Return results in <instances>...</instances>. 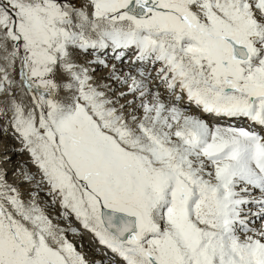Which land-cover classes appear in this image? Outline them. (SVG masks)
Instances as JSON below:
<instances>
[{"label":"snow or ice","instance_id":"1","mask_svg":"<svg viewBox=\"0 0 264 264\" xmlns=\"http://www.w3.org/2000/svg\"><path fill=\"white\" fill-rule=\"evenodd\" d=\"M0 41L34 106L13 101L11 127L61 217L123 264H264V0H0ZM109 49L132 53L115 99L74 59L108 68ZM64 231L0 175V264H88Z\"/></svg>","mask_w":264,"mask_h":264},{"label":"bare ground","instance_id":"2","mask_svg":"<svg viewBox=\"0 0 264 264\" xmlns=\"http://www.w3.org/2000/svg\"><path fill=\"white\" fill-rule=\"evenodd\" d=\"M3 52L0 53V56L2 54V58H0V69H3L4 71H0V77H3L6 72L8 74L9 79L14 81V83L11 87L5 84L4 90L0 91V109H2V113L3 111H6L9 106L11 93L8 94V92L12 87H14L15 84H17L16 87H18H14L16 90L15 96L18 97V99L22 98L26 105L34 107L32 105L31 98L30 100L28 98L26 99V93L19 83V73L17 71V68H15V64H13L11 68H9L8 61L4 59ZM99 55L101 59H104L107 62V64L109 65L108 68H104L99 64H88V61L94 59L91 54V51L83 54L77 53L74 59L75 62L78 64L89 67L90 69H95L94 72H91V75L93 76L94 85H111L113 88H116V92L110 93L106 88H100L101 91H105L111 98L115 99V97L118 95V92L126 91V88H118L114 81L108 79L109 70L113 64H116L118 68H122L124 72H127L128 66L126 62L121 64L115 61L113 56L104 54V52H101ZM131 56L132 53L130 54L129 59L131 58ZM3 60H5V62ZM125 99L130 100L132 99V97L128 96L126 98H121L116 106L119 107V104H124ZM184 103L189 107L191 114L201 116V118L202 116L206 117V115L201 114L198 110H193L192 106H189L187 102ZM179 106L185 107L181 104ZM128 111H131V109L125 108V113H127ZM36 112L38 113L37 110ZM6 114L11 113L7 112ZM207 122L210 125H227L222 124L220 122L212 123L208 120ZM7 127H9V123L7 121H0V133L2 136L4 135L5 129ZM4 139L5 141L8 140L6 137H4ZM6 143L7 145L5 146L0 145V175H3V179L7 185L16 189V192L19 194V198L21 199V201H23L27 205L33 199H35L36 204L40 206V208L44 211V213L48 216L52 223L57 225L59 228L65 230L64 235L66 239L74 245L78 252L83 255L84 259L88 262V264H96L97 261L103 260H107L110 264H123V261L118 256H115L105 246L100 245L94 235L82 227L80 222L75 218V215L70 214L67 219L61 217L60 213L62 209L60 207L59 199L56 200L55 204L52 203V196L48 195L49 187L46 183L42 182V174L40 173L37 166L32 162V158L29 152L24 149L22 143L17 140L15 141V144L11 143L10 141H7ZM22 152L23 157H17L16 159L12 160V157ZM37 182H40L39 187H37ZM252 192H256L253 196L258 197L260 195L259 191L253 190ZM253 211H255V208H253ZM252 220H256V218H251L252 226L257 228L260 227L262 221L258 220V222L254 224V221ZM69 229H76L77 231L76 233H74ZM114 260L116 261V263H114Z\"/></svg>","mask_w":264,"mask_h":264},{"label":"rangeland","instance_id":"3","mask_svg":"<svg viewBox=\"0 0 264 264\" xmlns=\"http://www.w3.org/2000/svg\"><path fill=\"white\" fill-rule=\"evenodd\" d=\"M82 2V0H73V3H76L77 4V6H79V4ZM0 42H2V43H4L5 44V47L7 48V52H10L11 50H12V45H11V42L10 41H0ZM4 51V52H3ZM1 52H3V56L5 57L6 55H7V52L5 51V49L4 48H0V53ZM1 56H2V54H1ZM0 56V58H2ZM4 62H5V60H3ZM8 61V60H7ZM6 61V62H7ZM8 63H9V61H8ZM13 64H15V68H17V71H18V73H19V61L18 60H16L15 62H13ZM17 86V84H15L14 85V87L15 88H18V87H16ZM14 87H12L10 90H9V92H8V94H10L11 95V98H10V100H9V106H8V108H7V110L6 111H3V113H2V109H0V121H2V120H4V121H7L8 123H9V127H7L6 129V131H5V133H4V135L2 136L1 135V133H0V145H3V146H5V145H7V141H10L11 143H14L15 144V141L17 140V141H19L20 142V140L19 139H17V138H14L12 135H10V132L8 131L9 129H10V131H11V120H12V116H13V109H12V103H13V101H15L16 103H20V104H23L26 108H25V110H27V108H29L30 106L29 105H26L25 103H24V100L21 98V99H18V97H16L15 95V92H16V90H15V88ZM7 94V95H8ZM29 99L30 100V96L29 95H27L26 94V99ZM8 99V98H7ZM7 112H10L11 114H6ZM36 116H37V121H38V119H39V111H38V113L36 112ZM11 127V128H10ZM13 134H14V132H12ZM16 137H17V135L16 134H14ZM4 137H6L8 140H6L5 141V139H4ZM21 158V157H23V152L22 153H18V154H16L14 157H12V160H14V159H16V158ZM5 163V162H4ZM16 163V162H15ZM70 240H71V238H70ZM92 247H93V245H92ZM98 255V254H97ZM108 264H110V263H108Z\"/></svg>","mask_w":264,"mask_h":264}]
</instances>
